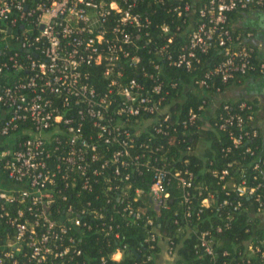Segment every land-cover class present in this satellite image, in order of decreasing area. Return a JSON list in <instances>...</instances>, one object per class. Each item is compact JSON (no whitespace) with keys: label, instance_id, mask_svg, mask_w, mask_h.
<instances>
[{"label":"built area","instance_id":"built-area-1","mask_svg":"<svg viewBox=\"0 0 264 264\" xmlns=\"http://www.w3.org/2000/svg\"><path fill=\"white\" fill-rule=\"evenodd\" d=\"M166 3L168 21L151 31L153 7ZM237 10L264 12V0H0V40L5 42L0 48V138L11 140L0 146V264H77V233L90 230L93 221L98 232L118 238L116 226L104 220L106 196L113 193L121 202L129 191L130 174L142 163L143 155L132 152L141 131L154 122L157 133L167 126V90L156 78L163 66L189 71L200 54L219 49L222 58L195 81L198 87L212 75L225 83L255 68L252 49L237 42L255 35L233 36L229 30L228 13ZM153 36L161 41L151 46ZM257 68L263 72L264 62ZM260 105L258 99L224 103L217 118V129L227 130L231 145L244 146L250 156L255 150L248 144L264 138ZM199 117L188 109L181 124ZM263 164L253 160L251 167L259 172ZM230 165L211 171L221 188ZM237 170L239 180L228 183L231 191L253 198L256 215L264 214L259 184L248 182L243 167ZM166 174L153 167L147 189L134 188L133 199L144 196L149 203L164 204ZM171 175L180 188L192 185L186 169ZM96 184L104 203H81L80 190ZM187 195L183 192L182 201ZM212 201L208 194L200 205ZM243 209L239 201L232 205V210ZM121 212L140 216L128 204ZM146 222L150 240L158 247L165 241L167 253H173L151 220ZM197 239L200 250L213 256L209 233L201 231ZM261 246L263 240L245 242L246 255L263 256ZM125 249L117 245L109 264L120 261Z\"/></svg>","mask_w":264,"mask_h":264},{"label":"trees","instance_id":"trees-1","mask_svg":"<svg viewBox=\"0 0 264 264\" xmlns=\"http://www.w3.org/2000/svg\"><path fill=\"white\" fill-rule=\"evenodd\" d=\"M167 5L153 7L150 30L163 19L168 21L165 17ZM263 13L253 10L232 11L228 13L229 30L233 36L245 32L256 35ZM175 39L178 38L175 36ZM251 40L253 38L237 42L252 49L251 62L255 68L245 74H237L225 83L216 74L206 81V86L198 87L195 83L222 58L219 49L214 47L207 53L200 54V62L189 71L163 66L162 74L156 78L162 81L164 90H167L166 102L170 112L165 122L167 126L157 133L153 130L154 122L141 131L132 152L143 155L140 157L142 163L130 174L127 181L129 191L121 202L113 193L109 192L106 196L109 201L104 205V220L116 226L114 230L118 232V238L110 233L105 235L98 232L93 221L90 230L77 233V245L81 250V255L76 257L77 264H109L110 253L121 244L126 249L122 259L116 264H158L159 247L149 238L150 225L146 222L147 218L151 220L158 236L166 239L168 246L172 248L175 257L170 264H264V254L261 256L257 252L253 257H248L245 247V242L248 241H264V214L256 215V201L253 198L237 197L228 185L229 182L239 180L237 169L243 167L248 182L259 184L257 193L264 198V164L259 172L251 167L253 160L264 161V138L257 137L248 144L255 150V154L250 156L244 152V146L233 147L227 130H219L216 126L217 118L222 113V104L258 99L261 101L259 118L264 127L262 97L259 93L249 92L252 84L264 79V71L259 72L257 68L259 62H264V53ZM160 41L153 36L150 45L159 44ZM134 76L140 78V75ZM199 106L201 110L198 109ZM188 109L196 111L200 117L183 127L181 122L186 120ZM140 144L146 146H139ZM228 163L231 164L230 175L226 178V187L221 188L222 182H218L211 171L221 169ZM155 166L167 171L168 199L164 204L149 203L143 195L133 199L134 188L143 192L147 189ZM182 169L192 174V185L189 188L177 186L171 175L173 171ZM183 192L188 193L186 201L181 199ZM208 194L213 195V201L209 206L203 207L200 200ZM79 195L81 203L88 201L93 207L102 205L105 199L99 192V184L93 185L87 192L80 190ZM223 199L228 203L221 204ZM236 201L241 203L244 208L242 211L232 210ZM126 204L139 212V218L122 214L121 207ZM177 228L180 230L177 231ZM201 231H207L213 239V256L204 254L198 247L197 238ZM260 250L264 252L263 246ZM100 257L104 261H100Z\"/></svg>","mask_w":264,"mask_h":264},{"label":"crops","instance_id":"crops-1","mask_svg":"<svg viewBox=\"0 0 264 264\" xmlns=\"http://www.w3.org/2000/svg\"><path fill=\"white\" fill-rule=\"evenodd\" d=\"M259 31V27L257 28ZM257 31V32H258ZM262 33L258 34L255 39V44L261 53H264V41L261 39ZM1 112V111H0ZM167 247L165 241H159V252H158V264H170L174 260V254L167 253Z\"/></svg>","mask_w":264,"mask_h":264},{"label":"flooded vegetation","instance_id":"flooded-vegetation-1","mask_svg":"<svg viewBox=\"0 0 264 264\" xmlns=\"http://www.w3.org/2000/svg\"><path fill=\"white\" fill-rule=\"evenodd\" d=\"M261 35H262L261 39H262V41H264V30H263ZM249 92L253 93V94L259 93L262 97V103L264 106V79H262L261 81H257L256 83L252 84V87H251Z\"/></svg>","mask_w":264,"mask_h":264},{"label":"water","instance_id":"water-1","mask_svg":"<svg viewBox=\"0 0 264 264\" xmlns=\"http://www.w3.org/2000/svg\"><path fill=\"white\" fill-rule=\"evenodd\" d=\"M258 27L259 31L257 30L258 32L256 33L255 37L258 36V34L262 33L264 30V13L261 15L260 21L258 22ZM255 37L253 38V41L251 40L253 43H255Z\"/></svg>","mask_w":264,"mask_h":264},{"label":"rangeland","instance_id":"rangeland-1","mask_svg":"<svg viewBox=\"0 0 264 264\" xmlns=\"http://www.w3.org/2000/svg\"><path fill=\"white\" fill-rule=\"evenodd\" d=\"M3 43H5V42L0 40V48L2 47ZM5 144L10 145L11 144V140L7 139V138H5V139L0 138V146H4Z\"/></svg>","mask_w":264,"mask_h":264}]
</instances>
